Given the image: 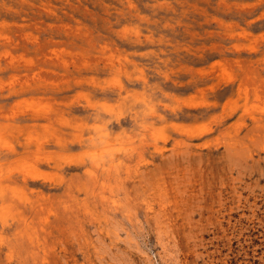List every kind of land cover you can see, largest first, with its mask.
I'll return each instance as SVG.
<instances>
[{"label":"rangeland","instance_id":"rangeland-1","mask_svg":"<svg viewBox=\"0 0 264 264\" xmlns=\"http://www.w3.org/2000/svg\"><path fill=\"white\" fill-rule=\"evenodd\" d=\"M0 264H264V0H0Z\"/></svg>","mask_w":264,"mask_h":264},{"label":"bare ground","instance_id":"bare-ground-1","mask_svg":"<svg viewBox=\"0 0 264 264\" xmlns=\"http://www.w3.org/2000/svg\"><path fill=\"white\" fill-rule=\"evenodd\" d=\"M9 56V55H8Z\"/></svg>","mask_w":264,"mask_h":264}]
</instances>
